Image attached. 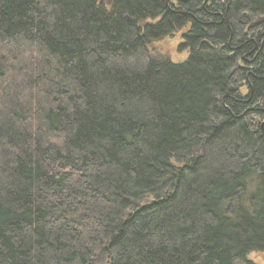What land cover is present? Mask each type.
Wrapping results in <instances>:
<instances>
[{
  "label": "trees",
  "instance_id": "16d2710c",
  "mask_svg": "<svg viewBox=\"0 0 264 264\" xmlns=\"http://www.w3.org/2000/svg\"><path fill=\"white\" fill-rule=\"evenodd\" d=\"M183 62L151 43L183 28ZM264 0H0V264H255Z\"/></svg>",
  "mask_w": 264,
  "mask_h": 264
},
{
  "label": "rangeland",
  "instance_id": "374dc122",
  "mask_svg": "<svg viewBox=\"0 0 264 264\" xmlns=\"http://www.w3.org/2000/svg\"><path fill=\"white\" fill-rule=\"evenodd\" d=\"M187 29L185 27L168 37L152 42L150 46L151 53L157 57L167 58L174 63L183 62L188 56V51H179L178 46L181 42L182 33ZM248 259L255 264H264V252H251Z\"/></svg>",
  "mask_w": 264,
  "mask_h": 264
}]
</instances>
